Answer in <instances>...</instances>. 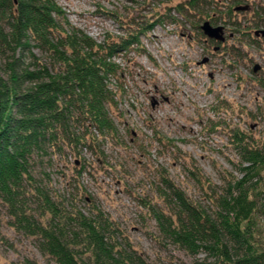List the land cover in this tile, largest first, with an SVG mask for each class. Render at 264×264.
<instances>
[{
    "label": "rangeland",
    "instance_id": "rangeland-1",
    "mask_svg": "<svg viewBox=\"0 0 264 264\" xmlns=\"http://www.w3.org/2000/svg\"><path fill=\"white\" fill-rule=\"evenodd\" d=\"M233 1L188 7L185 0H55L68 22L59 20L65 29L70 24L101 43L161 19L138 44L113 57L121 68L108 80L118 91L109 109L116 134L98 138L92 148L48 150L34 163L36 178L52 194L85 214L100 209L149 264L192 259L160 237L149 215L150 206L166 210L159 173L193 201L211 207L190 165L222 187L228 172L238 175L232 130L264 141V39L253 35L255 22L264 28V0H243L249 9L228 17L224 9L234 7ZM205 20L224 27L222 42L202 33ZM33 53L48 61L38 49ZM255 64L260 68L254 72ZM84 130L75 126L76 133ZM9 221L0 206V264H55ZM257 224L264 245V213L258 212Z\"/></svg>",
    "mask_w": 264,
    "mask_h": 264
},
{
    "label": "trees",
    "instance_id": "trees-1",
    "mask_svg": "<svg viewBox=\"0 0 264 264\" xmlns=\"http://www.w3.org/2000/svg\"><path fill=\"white\" fill-rule=\"evenodd\" d=\"M242 1H233L234 7ZM234 7L227 5L224 13L229 17ZM59 20L68 24L55 0H0V206L9 225L34 238L55 264H149L100 209L85 214L52 194L36 178L34 163L48 150L92 148L98 138L116 134L109 109L118 91L108 80L121 68L113 57L138 44L161 19L102 43L70 24L65 29ZM261 26V21L253 25ZM34 48L48 61H41ZM78 124L83 133H76ZM248 134L232 130L238 175L228 172L222 187L190 165L211 207L193 201L159 173L166 210L150 206L149 215L160 237L192 258L183 264H264L257 224L258 212L264 213V141Z\"/></svg>",
    "mask_w": 264,
    "mask_h": 264
},
{
    "label": "water",
    "instance_id": "water-1",
    "mask_svg": "<svg viewBox=\"0 0 264 264\" xmlns=\"http://www.w3.org/2000/svg\"><path fill=\"white\" fill-rule=\"evenodd\" d=\"M235 10H246L248 9V5L244 6H237L234 8ZM202 32L204 35H206L208 38L215 39L217 41H223L224 35H223V26H212L209 21H204L200 26ZM255 36H261L264 37V29H256L254 31ZM206 60V59H205ZM258 65H255L253 68V71H256L258 69Z\"/></svg>",
    "mask_w": 264,
    "mask_h": 264
},
{
    "label": "flooded vegetation",
    "instance_id": "flooded-vegetation-1",
    "mask_svg": "<svg viewBox=\"0 0 264 264\" xmlns=\"http://www.w3.org/2000/svg\"><path fill=\"white\" fill-rule=\"evenodd\" d=\"M209 23H210V22H209ZM210 24H211V23H210ZM211 25H212V24H211ZM212 26H217V25H212ZM200 29H201V28H200ZM257 29H264V28H261V27H260V28H257ZM255 30H256V29H255ZM255 30H254V31H255ZM201 31H202V30H201ZM254 31H253V35H254ZM202 33H203V32H202ZM223 33H224V27H223ZM254 36H255V35H254ZM255 37H258V38H259V37H261V36H255ZM261 38L264 39V37H261ZM210 39H211V38H210ZM214 40H215V39H214ZM220 42H222V41H220ZM255 65H257V64H255ZM255 65H254V66H255ZM258 66H259V65H258ZM253 68H254V67H253ZM259 68H260V67H258V69H259ZM258 69H257V70H258ZM254 72H255V71H254Z\"/></svg>",
    "mask_w": 264,
    "mask_h": 264
}]
</instances>
